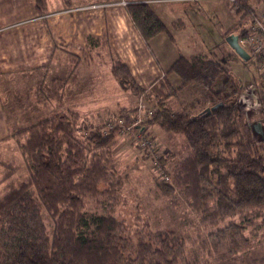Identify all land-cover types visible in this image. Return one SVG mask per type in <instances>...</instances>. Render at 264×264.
<instances>
[{"label":"trees","instance_id":"16d2710c","mask_svg":"<svg viewBox=\"0 0 264 264\" xmlns=\"http://www.w3.org/2000/svg\"><path fill=\"white\" fill-rule=\"evenodd\" d=\"M126 1L127 13L143 40L168 32L144 0ZM32 2L38 14L46 12L47 0ZM258 2L238 1L237 9L228 3L237 21L225 34L236 30L242 36ZM241 61L252 62L250 58ZM226 63V58L179 55L169 71L179 76L181 86L209 89L226 73L222 92L232 82ZM111 74L133 98H150L124 64L114 62ZM250 83L258 94L263 129L262 135L255 132L252 139L244 137L235 107L221 104L192 115L184 110L175 113L162 99L155 104L145 100L155 111L146 121L148 126L181 134L188 149L171 168L166 166L169 156L159 157L156 186L164 196L172 195L177 186L190 198L187 205L201 213L203 234L199 233L197 244L217 259L236 258L247 251L250 235L239 226L252 222L249 214L262 216L259 211L264 208V80L257 72ZM79 118L70 108L19 128L6 118L8 134L0 139V264H204L201 253H191L188 239L180 232L151 230L146 223L116 217L114 209L108 208L122 185V179L113 178L110 166V141L117 133L92 131L85 123L77 124ZM8 149H17L19 154L4 156L2 151ZM87 199L106 200L108 207L85 211ZM43 214L50 219L49 231ZM244 261L264 264V256Z\"/></svg>","mask_w":264,"mask_h":264},{"label":"crops","instance_id":"0c3cea01","mask_svg":"<svg viewBox=\"0 0 264 264\" xmlns=\"http://www.w3.org/2000/svg\"><path fill=\"white\" fill-rule=\"evenodd\" d=\"M144 2L151 6L168 30L146 41L121 4L79 8L82 0L73 1V4L68 1L65 5L59 2L49 5L47 1L46 12L39 15L31 0H0V76L7 75L10 79V75L16 72L26 76L41 73V85L34 86V93L25 96L26 104L40 102L37 97L42 95L49 109L50 103L65 105L68 102L72 103L70 106L74 110L81 112L74 106L83 103L78 98L84 84L81 80H101L105 87L112 88L113 93H106L108 96L113 97L120 91L128 93V90L119 88L111 74L112 64L117 61L127 67L137 86L149 93L154 104L162 99L175 113L184 110L192 115L214 107L220 102H216L214 96L222 85L216 90L196 84L181 86L179 76L169 68L179 55H215L216 47L208 46L197 32L203 25H210L220 32L222 51L227 52L230 61L240 60L232 55L225 41L226 30L237 21L230 5L224 0ZM203 14L206 19H202ZM210 15L213 19L207 20ZM217 15H222L224 20L217 23L214 18ZM231 33L237 34L236 30ZM31 78L26 79L27 84ZM48 78L51 82L44 86ZM105 79L109 82H104ZM43 88L47 93H42ZM129 105V102L122 105L112 103L107 108L110 112L117 109V112H123L134 104ZM91 106L89 112L107 111L105 104ZM6 121L0 93V139L8 134ZM151 128L148 126V130Z\"/></svg>","mask_w":264,"mask_h":264},{"label":"rangeland","instance_id":"374dc122","mask_svg":"<svg viewBox=\"0 0 264 264\" xmlns=\"http://www.w3.org/2000/svg\"><path fill=\"white\" fill-rule=\"evenodd\" d=\"M47 1L49 2V5H53L58 2L65 5V2L72 1L73 4V1L76 0ZM116 1L117 0H82L83 3L79 8L114 6L119 4ZM258 4H260V2H258ZM206 18L207 16L203 14L202 19ZM214 18L216 19L217 23L224 20L222 15L214 16ZM210 19H213V15H210L207 20ZM244 23L245 21H243V24ZM197 32H199L202 41H204L208 46L216 47V51L214 52L215 55L212 54L209 55V57L219 61H223L224 58L227 59L226 64L229 67V73L231 75L230 77L232 82L229 83L228 87L225 88L224 91H222L219 95L215 94L214 98L217 100L216 102L222 101L226 107H235L237 109L240 115L239 120L241 121L244 137L246 139H252L253 133H255L252 125L260 121V115L258 113L259 111L245 114L239 105L238 92L241 88L243 89L245 87L244 85H247L251 82L252 76L257 75V66L252 62H249L245 65L242 61H240V58V60L236 59L234 62H232V60L230 61L227 56L228 54H226L227 52L224 53L222 51L223 46L221 47L222 39L220 32H217L210 25H203L200 29H198ZM180 44L183 45L184 42L181 41ZM224 47L226 51L229 52L227 46ZM231 51L233 52H231L232 55H235L232 49ZM93 73H95L94 70ZM90 74L91 71H89V77L91 76ZM10 76V79L7 75L4 77L0 76V93L3 102L4 115L10 124L15 125V128L24 127L25 125H28L43 116H47L56 112L60 113L63 110L69 108L73 109V106H70L72 103L69 104L68 102H66L65 105L62 103L56 105L50 103L49 109L46 105L45 98L42 95L40 102L33 104H29L27 102L26 104L25 96L27 97V94L34 93V86L41 85V73H33L32 76H26L25 73L20 74V72H16ZM28 77H33V79L31 78L30 84H27L26 82ZM226 77V73L221 74L215 85L212 86V89L216 90L218 85H222V82L226 79ZM81 81L85 85L83 84L82 90L78 94V98L80 97L83 103L82 105H77L76 103L74 104V106L81 111H77L80 116L79 122L77 121V124L85 123L86 126L92 128V131L102 129L105 130V126H102V124L119 115V112H117L119 109L115 110L114 112H110L107 108L111 107L112 103H119L122 105L129 102V106L133 104L135 105L136 103L137 97L133 98L127 92L124 93L120 91L114 93L116 95L113 97L108 96L106 93H113L111 92L112 88L108 89L105 87L101 80L98 82L88 80ZM50 82V78L46 79L44 86L45 84H50ZM104 82H109V80L105 79ZM55 83L58 84V81ZM114 87L118 88L115 84ZM42 93H47L44 88ZM32 98L34 99L33 95ZM55 98L57 99V97ZM144 100H149L150 104H154L151 102V98ZM66 101H68L67 97ZM95 103L105 104L107 111H101L98 114L97 112H89L93 108L91 104ZM151 129L153 131L148 130V133L160 141L162 153L166 154V156H169V161L166 166H170L171 168L175 162L187 155L188 149L185 146L184 138L181 134L164 131L156 125L152 126ZM110 149L112 156L110 157L112 159L110 166H112V170L114 171H112L113 178L119 177L122 179L120 192L118 193L116 200L113 202L111 201L112 207L107 206L108 202H106V200L102 202L97 201V203L92 199H87L85 201V211L97 212L100 211L101 208L102 210L107 207L113 208L114 215L116 217L132 220L134 222H138L139 224L146 223L148 228L151 230L167 228L174 229L180 232V234L186 239H188V243L186 244H188V248L191 253H201L202 257H199L202 258L204 264H245L244 260L246 259L259 258L261 255L264 256V219H262V217L264 218V208L259 211V213H262V216H259V214H249L247 217L250 218L252 222H245L243 226H239L241 227L242 231L250 235L251 246L246 249L247 251H242L240 254L236 255V258L234 256H221L219 257L220 259H217L215 255L210 253L207 255V253L201 251L197 244V237L199 233L203 234V230L200 228L201 223H199L201 213H197L195 210L192 211L190 209L186 202L187 198L184 196L182 190L179 187L175 186V190L173 191L174 193L170 196H164L161 192H159L156 186V181L159 180L156 176V173L161 172V165L160 163L159 165L158 163L154 164L150 161V159L144 157V153L135 144L133 135L131 136L121 133L116 134L110 141ZM2 152L4 156L5 154H19L17 149L15 151L13 149H8L7 153L4 150ZM43 215L48 228L47 230L49 231L51 227L50 219H48L46 214ZM235 223L239 225L238 220H236ZM204 259H206V261Z\"/></svg>","mask_w":264,"mask_h":264},{"label":"built area","instance_id":"2783aa9c","mask_svg":"<svg viewBox=\"0 0 264 264\" xmlns=\"http://www.w3.org/2000/svg\"><path fill=\"white\" fill-rule=\"evenodd\" d=\"M232 8L237 9L238 1L226 0ZM259 1L258 6H254L250 21L246 24L242 36H238V43L247 51L249 58L257 66V72L264 80V0ZM119 4L126 5V0H117ZM111 3V2H110ZM260 5V6H259ZM256 7V8H255ZM251 85V83L247 84ZM246 86V85H244ZM242 88L238 92V101ZM252 101V98H251ZM224 104L222 101H220ZM155 111L143 99L142 96L136 98L135 107L132 111L126 112L123 116L119 115L115 119H110L104 124V129L116 130V133L133 135L135 144L144 152L154 164L158 163L159 157L162 156L161 143L153 135L148 133V124L146 121L151 119Z\"/></svg>","mask_w":264,"mask_h":264},{"label":"water","instance_id":"95a60500","mask_svg":"<svg viewBox=\"0 0 264 264\" xmlns=\"http://www.w3.org/2000/svg\"><path fill=\"white\" fill-rule=\"evenodd\" d=\"M225 41L241 60L247 61L249 59V54L247 53V51L238 43L237 34L229 33L225 36ZM221 104V102H218L214 107L207 108L206 111L209 112L220 106ZM239 105L245 114H249L252 112L254 113L255 111L258 112L260 102L254 85H246L242 89V92L239 96ZM252 128L254 132L260 135L263 134L262 125L260 122H256L254 125H252Z\"/></svg>","mask_w":264,"mask_h":264}]
</instances>
